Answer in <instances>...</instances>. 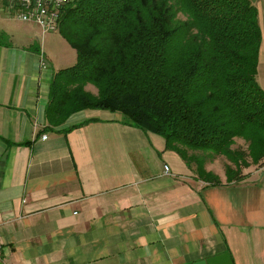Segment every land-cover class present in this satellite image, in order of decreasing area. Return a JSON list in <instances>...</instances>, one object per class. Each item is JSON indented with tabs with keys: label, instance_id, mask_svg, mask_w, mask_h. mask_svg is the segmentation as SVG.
I'll return each mask as SVG.
<instances>
[{
	"label": "crops",
	"instance_id": "1",
	"mask_svg": "<svg viewBox=\"0 0 264 264\" xmlns=\"http://www.w3.org/2000/svg\"><path fill=\"white\" fill-rule=\"evenodd\" d=\"M250 1L264 90V0ZM7 6L0 0V21L19 24L15 43H0V263L192 264L228 252L234 264H264V167L230 184L224 169L214 185L120 112L85 110L50 126L51 79L77 53Z\"/></svg>",
	"mask_w": 264,
	"mask_h": 264
},
{
	"label": "trees",
	"instance_id": "2",
	"mask_svg": "<svg viewBox=\"0 0 264 264\" xmlns=\"http://www.w3.org/2000/svg\"><path fill=\"white\" fill-rule=\"evenodd\" d=\"M59 32L77 62L51 79L50 126L85 110L120 112L214 185L209 159L226 158L228 184L264 167L263 35L250 0H74Z\"/></svg>",
	"mask_w": 264,
	"mask_h": 264
},
{
	"label": "built area",
	"instance_id": "3",
	"mask_svg": "<svg viewBox=\"0 0 264 264\" xmlns=\"http://www.w3.org/2000/svg\"><path fill=\"white\" fill-rule=\"evenodd\" d=\"M13 17L23 22H34L47 32L59 31V21L62 10L74 0H3ZM47 135L43 136L45 140ZM169 171V167L165 166ZM3 244L0 241V252Z\"/></svg>",
	"mask_w": 264,
	"mask_h": 264
},
{
	"label": "rangeland",
	"instance_id": "4",
	"mask_svg": "<svg viewBox=\"0 0 264 264\" xmlns=\"http://www.w3.org/2000/svg\"><path fill=\"white\" fill-rule=\"evenodd\" d=\"M19 22L17 21H6V22H2L0 21V43H15V41H12V38H11V34H10V31L11 30H17V26H18ZM57 36H61L60 37V40H62V44H66V41L63 39L64 37L61 35V33L59 31H57ZM55 33V32H54ZM38 48L41 49V45H40V42H38ZM68 46V45H67ZM63 47H61V45L59 44H56L55 47L51 50V52H49L51 54V56H55L56 57V60L55 62L60 64L62 63V50ZM76 61V60H75ZM72 62L71 64H65L67 62H63V64H60L61 66L58 68V69H64V68H68L72 65H74L76 62ZM89 89H92L94 91V93L97 92L96 89H94L93 87H89ZM237 147H240V148H243V149H247V144L244 140H241V139H238L237 140V144L234 148H237ZM225 164H226V158L224 157H219L213 161H211L210 159L204 164V169L206 170V172L208 173H212L214 175H216L218 177V173L221 172V171H224L225 169ZM194 167H196L195 165H193ZM258 166H255V165H252L250 168L246 169V172L247 171H250V170H254V169H257ZM195 171V170H194ZM199 174V173H198ZM199 177H201L199 175ZM203 178V176L201 177Z\"/></svg>",
	"mask_w": 264,
	"mask_h": 264
},
{
	"label": "water",
	"instance_id": "5",
	"mask_svg": "<svg viewBox=\"0 0 264 264\" xmlns=\"http://www.w3.org/2000/svg\"><path fill=\"white\" fill-rule=\"evenodd\" d=\"M2 264V263H0ZM192 264H234L232 261L231 254L226 252L224 254L208 258Z\"/></svg>",
	"mask_w": 264,
	"mask_h": 264
},
{
	"label": "bare ground",
	"instance_id": "6",
	"mask_svg": "<svg viewBox=\"0 0 264 264\" xmlns=\"http://www.w3.org/2000/svg\"><path fill=\"white\" fill-rule=\"evenodd\" d=\"M70 5V4H69ZM68 6V5H67Z\"/></svg>",
	"mask_w": 264,
	"mask_h": 264
}]
</instances>
